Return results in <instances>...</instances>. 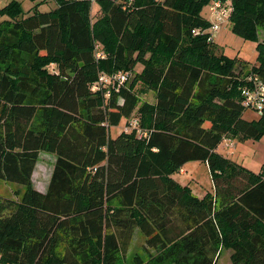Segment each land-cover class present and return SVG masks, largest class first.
Returning a JSON list of instances; mask_svg holds the SVG:
<instances>
[{
  "label": "trees",
  "instance_id": "obj_1",
  "mask_svg": "<svg viewBox=\"0 0 264 264\" xmlns=\"http://www.w3.org/2000/svg\"><path fill=\"white\" fill-rule=\"evenodd\" d=\"M51 1L0 8V180L23 188L0 197V264H119L136 231L147 253L132 264H217L223 249L264 264V165L217 151L264 137L241 95L249 75L264 81V0H231L232 32L256 43L249 72L206 32L229 0ZM119 72L132 76L118 90H93ZM42 152L56 157L46 193ZM193 161L212 176L203 198L173 179Z\"/></svg>",
  "mask_w": 264,
  "mask_h": 264
},
{
  "label": "rangeland",
  "instance_id": "obj_2",
  "mask_svg": "<svg viewBox=\"0 0 264 264\" xmlns=\"http://www.w3.org/2000/svg\"><path fill=\"white\" fill-rule=\"evenodd\" d=\"M12 0H0V8L8 5ZM22 2L23 8L26 12H30L31 8L34 7L38 2L44 1V5L40 7L42 12H48L54 10L57 5L51 0H38L32 2L31 0H18ZM97 4H95V7ZM96 11H94V15ZM209 13H205V15ZM100 12L96 14L95 17L99 16ZM215 40L217 41L218 51L217 53H223L229 58H239L246 61L244 64L247 65V72L251 70V66L256 63L258 52L256 49V43L251 40H246L234 34L231 30L230 23H226L220 31L217 33ZM248 62V63H247ZM242 66L236 71L239 72ZM141 67H138V70ZM137 70V71H138ZM156 95L153 91H149L147 94L143 95V101H148L154 103L156 101ZM247 120H252L258 118V114L247 109L243 116ZM128 126L127 122L123 121L118 127L112 128L111 133L113 136L117 135L120 131H123ZM229 141V140H227ZM233 143L234 149L230 151H225V142L219 147V152L224 155L230 153L229 158L234 162L240 164L242 167L252 171L260 172L262 166L264 165V137L259 141L248 140L243 141L240 139H232L229 141ZM56 157L49 153L43 152L40 155L38 164L35 169V180L34 184L40 190L48 188L51 175L54 169ZM173 179L181 186L188 187L191 189L192 194L197 197H202L206 192L213 193V181L212 176L207 164L202 162H189L181 170L173 174ZM18 191H23V188L17 184L9 183L0 180V197L10 198L14 197ZM146 247H145V237L141 232L136 231L131 244L126 253H120L118 255L119 264H132L135 256L146 257ZM219 264H232L228 252L222 250L221 258Z\"/></svg>",
  "mask_w": 264,
  "mask_h": 264
},
{
  "label": "built area",
  "instance_id": "obj_3",
  "mask_svg": "<svg viewBox=\"0 0 264 264\" xmlns=\"http://www.w3.org/2000/svg\"><path fill=\"white\" fill-rule=\"evenodd\" d=\"M93 4L97 0H86ZM210 17L212 25L206 32L210 34V41H214L217 33L228 22L230 12L232 11L231 0L226 4L221 1L214 2L210 7ZM201 31H194L195 35L200 34ZM130 73L119 72L111 76L102 75L100 81L93 86V90L98 89L100 85L112 86L115 89H119L123 84L128 83L131 79ZM246 85L241 90L243 98L242 105L246 109L255 111L259 116L264 113V81L257 75H249L246 77ZM137 121L132 122L131 126L135 127ZM231 148L232 145H226Z\"/></svg>",
  "mask_w": 264,
  "mask_h": 264
},
{
  "label": "crops",
  "instance_id": "obj_4",
  "mask_svg": "<svg viewBox=\"0 0 264 264\" xmlns=\"http://www.w3.org/2000/svg\"><path fill=\"white\" fill-rule=\"evenodd\" d=\"M257 119V118H256ZM252 120H255V119H252ZM120 132V131H119ZM118 132V133H119ZM117 133V134H118ZM223 145V144H222ZM222 145H220V147H223ZM229 145H232V147L231 148H229V147H226V144H225V146L224 147H226L225 149H227V150H225V151H230V150H233L234 149V145L232 144V143H230ZM218 152H219V148H218V150H217ZM43 153V152H42ZM41 153V154H42ZM220 154H222V155H224L223 153H221V152H219ZM40 154V155H41ZM52 155V154H51ZM225 157H227V158H229V156H230V153H227V154H225L224 155ZM230 159V158H229ZM232 160V159H231ZM55 162H56V159H55ZM54 165H55V163H54ZM34 180H35V172H34V175H33V183H35L34 182ZM50 183V182H49ZM34 186H36L35 184H34ZM49 187V186H48ZM38 191H40V192H42V193H46L47 192V190H48V188H47V190L46 189H42V190H40V189H38L37 187H35ZM208 192H206L202 197H199V198H203L206 194H207ZM224 250H226V249H224ZM227 252H228V255H229V257L231 256V251L230 250H226ZM220 258H221V256H220ZM220 258H219V260H218V263L217 264H219V261H220ZM232 263V262H231Z\"/></svg>",
  "mask_w": 264,
  "mask_h": 264
}]
</instances>
